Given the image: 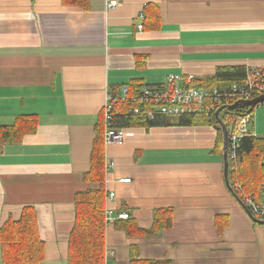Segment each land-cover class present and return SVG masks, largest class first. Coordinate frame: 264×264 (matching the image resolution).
<instances>
[{"label": "crops", "instance_id": "0c3cea01", "mask_svg": "<svg viewBox=\"0 0 264 264\" xmlns=\"http://www.w3.org/2000/svg\"><path fill=\"white\" fill-rule=\"evenodd\" d=\"M111 1L118 6L108 9ZM256 66H264V0H89L87 9L0 0V127L21 116L39 125L0 151V227L33 207L42 264H67L75 195L100 188L84 174L103 120L104 161L116 163L105 175V192L116 195L108 208L145 230L157 209L173 211V227L155 238L129 239L109 225L110 264H130L132 245L134 259L264 264V225L227 184L224 136L219 150L213 126L138 127L106 144L103 112L108 93L134 82L160 88L178 74L202 85L220 68ZM250 119L264 137V104Z\"/></svg>", "mask_w": 264, "mask_h": 264}, {"label": "trees", "instance_id": "16d2710c", "mask_svg": "<svg viewBox=\"0 0 264 264\" xmlns=\"http://www.w3.org/2000/svg\"><path fill=\"white\" fill-rule=\"evenodd\" d=\"M66 6L87 9L89 0H63ZM245 67H225L217 71L215 77L203 82V86L218 88L221 95L230 93L234 84L240 87L246 79ZM149 87V86H146ZM144 88L138 82L129 84L130 91ZM259 95L254 96V98ZM258 107V106H257ZM218 110V109H217ZM248 109L232 110L230 113H220L228 132L231 131L235 118L252 116ZM254 111V110H253ZM195 113L171 117L159 116L154 120L130 115L129 113L115 115L113 125L119 129L138 127H164V126H213L218 132L217 148L220 150L223 143V131L216 117V113ZM234 115V116H233ZM233 116V117H231ZM230 117V120H227ZM234 120V121H233ZM38 119L35 116H21L13 125L0 127V151L7 144H20L23 139L36 133ZM105 148L104 123L99 122L96 127V137L91 152V167L84 174V181L89 184H98L100 188L78 192L75 195L74 227L68 241L67 264H106V234L107 223L105 212L106 192L105 183ZM229 183L237 195L241 205L253 216L245 205V198L250 196L260 201L263 194L264 180V137L252 134L241 139L237 150V158L229 161ZM235 185H238L236 187ZM117 230L124 232L129 239L155 238L173 227V211L171 209H157L154 213V223L151 229H142L130 215L127 220H117ZM226 226V224H224ZM225 228V227H224ZM0 253L1 264H42L45 261L46 246L42 240L38 220L33 207H25L20 217L9 219L0 227ZM138 246H131L130 264H173L170 260H141L134 259Z\"/></svg>", "mask_w": 264, "mask_h": 264}, {"label": "built area", "instance_id": "2783aa9c", "mask_svg": "<svg viewBox=\"0 0 264 264\" xmlns=\"http://www.w3.org/2000/svg\"><path fill=\"white\" fill-rule=\"evenodd\" d=\"M117 1H111L107 4L108 9L118 6ZM140 18L143 20L144 16ZM141 30L143 25H139ZM227 95H221L218 88H209L200 85L196 77L189 75L183 77L178 74H170L163 87H144L138 93H133L129 89V85L123 86L113 93L106 96L103 108L105 118V143H119L124 140L122 129L113 125L115 115L126 114L139 116L154 120L156 117H179L180 115L195 113H212L224 110L230 113L231 105L242 100H251L256 95L264 94V66L249 67L247 69L246 79L240 87L234 84ZM218 109V110H217ZM234 116V115H233ZM231 116V117H233ZM227 117V120H230ZM235 124L231 131L228 132V159L229 161L237 158V150L240 146L241 139L252 134L249 130L250 116H240L235 118ZM234 121V120H233ZM116 168V163L112 160L105 161V172L109 173ZM131 179H123L121 183H131ZM238 187V185H235ZM116 195L114 192L106 193V223L107 227L117 220H127L128 213H115L108 208L109 202L114 201ZM245 205L249 212L257 219L264 221V180L263 194L260 201H255L252 197L245 198ZM113 251L106 248V264L109 263Z\"/></svg>", "mask_w": 264, "mask_h": 264}, {"label": "water", "instance_id": "95a60500", "mask_svg": "<svg viewBox=\"0 0 264 264\" xmlns=\"http://www.w3.org/2000/svg\"><path fill=\"white\" fill-rule=\"evenodd\" d=\"M264 104V94L260 95L256 98H253L251 100H242V101H238L236 103H234L233 105H231L229 107L230 110H241V109H248L247 113L251 114L253 112V110L261 105ZM222 110H219L216 113V117L219 121V124L222 128L223 131V136H224V148H223V154H224V161H225V177H226V181L227 184L229 186V188L231 189L230 183H229V178H228V170H229V159H228V130L227 127L225 125V123L222 121V119L220 118V113ZM232 190V189H231ZM256 223L264 225V221L259 220V219H254L252 218Z\"/></svg>", "mask_w": 264, "mask_h": 264}, {"label": "rangeland", "instance_id": "374dc122", "mask_svg": "<svg viewBox=\"0 0 264 264\" xmlns=\"http://www.w3.org/2000/svg\"><path fill=\"white\" fill-rule=\"evenodd\" d=\"M169 121L172 123V122H174V119H170ZM0 264H1V263H0Z\"/></svg>", "mask_w": 264, "mask_h": 264}]
</instances>
